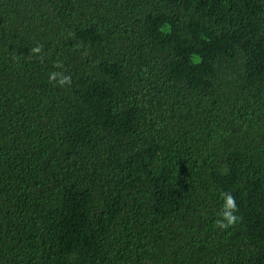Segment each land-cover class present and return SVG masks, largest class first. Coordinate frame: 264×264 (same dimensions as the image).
Returning a JSON list of instances; mask_svg holds the SVG:
<instances>
[{
  "label": "trees",
  "instance_id": "1",
  "mask_svg": "<svg viewBox=\"0 0 264 264\" xmlns=\"http://www.w3.org/2000/svg\"><path fill=\"white\" fill-rule=\"evenodd\" d=\"M0 264H264V0H0Z\"/></svg>",
  "mask_w": 264,
  "mask_h": 264
},
{
  "label": "clouds",
  "instance_id": "2",
  "mask_svg": "<svg viewBox=\"0 0 264 264\" xmlns=\"http://www.w3.org/2000/svg\"><path fill=\"white\" fill-rule=\"evenodd\" d=\"M43 53V46L36 45L31 49L30 56L40 55ZM41 60L43 56L40 55ZM56 69H63V64L61 62H56L53 65ZM49 83L58 87L71 86L72 78L70 75H66L63 71H52L48 75ZM224 200V206L218 216L220 217L215 221V227L219 229H227L231 226H234L239 217L237 215L238 208L235 202L234 196L228 193L222 194Z\"/></svg>",
  "mask_w": 264,
  "mask_h": 264
}]
</instances>
